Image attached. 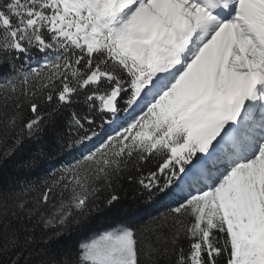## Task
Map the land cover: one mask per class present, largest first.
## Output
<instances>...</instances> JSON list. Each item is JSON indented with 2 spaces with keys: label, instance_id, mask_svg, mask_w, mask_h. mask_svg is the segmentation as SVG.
<instances>
[{
  "label": "snow or ice",
  "instance_id": "6c2138e0",
  "mask_svg": "<svg viewBox=\"0 0 264 264\" xmlns=\"http://www.w3.org/2000/svg\"><path fill=\"white\" fill-rule=\"evenodd\" d=\"M0 264H264V0H0Z\"/></svg>",
  "mask_w": 264,
  "mask_h": 264
},
{
  "label": "trees",
  "instance_id": "16d2710c",
  "mask_svg": "<svg viewBox=\"0 0 264 264\" xmlns=\"http://www.w3.org/2000/svg\"><path fill=\"white\" fill-rule=\"evenodd\" d=\"M76 239H78V237Z\"/></svg>",
  "mask_w": 264,
  "mask_h": 264
}]
</instances>
